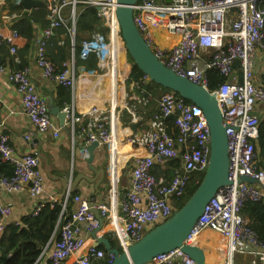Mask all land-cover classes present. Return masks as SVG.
<instances>
[{"label":"built area","instance_id":"built-area-1","mask_svg":"<svg viewBox=\"0 0 264 264\" xmlns=\"http://www.w3.org/2000/svg\"><path fill=\"white\" fill-rule=\"evenodd\" d=\"M47 7L48 26L35 37V62L45 79L52 80L75 93L77 84L76 58L82 61L94 55L101 72L109 73L117 89L128 99L123 108L132 116L133 123H140L143 113L152 102L154 94L148 88L153 81L144 74L129 83L130 92L119 88L123 71L117 65L119 51H125L117 19V0H41ZM8 0H0V9ZM22 0H15L21 5ZM263 0H139L135 6V24L158 59L177 75L205 87L216 96L227 126L229 150V180L231 184L220 188L208 202L186 240L195 244L205 230L219 233L227 240L228 260L233 264L235 254L258 257L264 263V240L243 213L248 202L264 203V170L259 166L255 141L259 136L260 118L264 109V87L257 80L263 72L264 59V7ZM95 7L107 32L94 31L79 44L75 52L76 16L79 5ZM22 6V5H21ZM70 14L68 15V11ZM18 13L0 12V73H7L22 98V108L34 127L41 133L58 137L60 130L50 113L48 103L30 76L28 67L11 69L1 64L2 49L8 47L17 59L18 31L13 27ZM70 26L67 27V23ZM5 25H12L13 28ZM154 26H164L178 40L170 48H163L155 41ZM67 27L71 36L70 58L61 70L47 53V43L57 29ZM8 29V32H4ZM121 45V47H120ZM83 70H86L82 67ZM217 72L225 79L219 86L209 88L210 73ZM90 73V72H89ZM93 73V72H92ZM129 72L125 71L126 80ZM119 87V88H118ZM148 127L141 133L121 136L118 127L122 111L117 105L112 109L98 104L86 112L78 111L75 102L65 104V125L71 131V141L85 145L98 142L110 149L111 162L115 165L117 142L145 152L135 155L131 169V185L123 193L117 188L119 180H111L108 202L95 203L99 216L113 221L114 235L122 250L139 241L150 229L169 219L175 202L187 195L192 183H198L210 163L211 132L201 108L189 103L172 90H163ZM25 139H29L25 135ZM178 161L170 177L157 176L155 166ZM0 164L10 166L11 173L0 172V188L9 193L28 190L36 199L30 216H38L45 206L40 197L45 179L37 153L15 154L10 136L0 128ZM241 177L256 179V183L242 182ZM70 196L62 201L63 211ZM78 207L67 215L58 239L53 243L47 262L64 264L72 255L79 254L71 264H95L97 260L114 259V254L97 246L85 251L83 225L92 232L99 221L91 211L88 200L74 197ZM56 199L49 202L54 205ZM143 204H146L144 206ZM119 212L124 217H120ZM13 214L12 205L0 200V236L5 232ZM121 219L124 221L121 227ZM18 224H22L17 221ZM81 223V224H80ZM23 225V224H22ZM52 244V245H53ZM49 248L46 247L44 252ZM44 252L36 262L39 263ZM147 264H196L181 249L160 254Z\"/></svg>","mask_w":264,"mask_h":264},{"label":"crops","instance_id":"crops-1","mask_svg":"<svg viewBox=\"0 0 264 264\" xmlns=\"http://www.w3.org/2000/svg\"><path fill=\"white\" fill-rule=\"evenodd\" d=\"M10 8L11 5L7 2L6 5L0 9V12L2 14L11 13ZM0 22H2L1 19ZM5 26L13 28L12 25ZM152 30L156 43L163 48L172 47L179 39L178 35H172L167 32L164 26H154ZM40 31L41 30H36L35 35L37 36ZM4 32H8V29H5ZM17 45V59H15V57L10 53L8 47L5 46V50L2 49L1 64L4 67L11 69H18L19 65L22 64L24 67H28L31 79L37 86L42 96L46 99L47 103L49 104V102L52 101L53 105L60 106L61 108L64 107V105L67 104L64 101V91L67 92L69 89L52 80L45 79L41 69L35 62L37 47L36 41H34L32 45H30L31 47L29 50L24 53H21V48L24 43L17 40ZM121 59L122 56H120V60ZM77 65H80L77 68L78 79L75 93H72L71 91V102L76 103L78 111L86 112L92 105L106 100L103 99V97L98 98L97 96H100V93H104L106 91L107 83H110V75L109 73L101 72L98 65L92 70H83L82 67L85 65L83 66V64L80 63ZM117 65L118 67L120 66L119 60L117 61ZM121 65H126V63H121ZM130 67L131 66L128 67L129 70ZM121 70L123 71L122 76H125V71L130 73L125 66L124 68H121ZM114 87L115 86H113L109 91L110 99L113 105L110 106V102L108 105L103 103V107L112 109V106L115 107L117 105V101L113 98L114 95L112 94V90L117 89V86L115 88ZM154 99L155 97L153 100ZM156 108L157 107H155V110ZM155 110H153L151 106L146 109L143 108L141 111V115L143 113L142 119L140 123L135 124L132 121L131 114L123 108V105L120 106L117 111H122L123 116L120 118V124L117 122L118 141L122 140L121 136H129L145 131L151 117L155 113ZM52 117L53 121L60 130L58 137H55L52 133H41L34 127L29 118L25 115L22 108V98L13 83L9 81L7 73H0L1 132L10 136L11 145L14 148L15 154H38L40 166L43 171V177L45 179L44 192L40 197L41 200L38 201H43L44 203H49L53 198L57 201H63L60 199V195L63 191V183L61 179H73L78 174L86 175L90 178L95 176L94 172L90 170L89 164L87 163V154L82 152L80 149V144L82 143L85 145L86 143L78 141V144H73L71 141V131L69 127L66 125V128L61 127L59 119L56 116ZM133 127H135V129L131 134H129V131H131ZM25 135H27L29 139H25ZM117 150L119 154L117 155L115 165L111 162L110 149L107 145L100 144V147L95 151L93 165L97 168H102L106 163L109 174V179L107 181H110L109 186L101 189L102 194L97 197L96 203H106L109 201L111 180L113 176H117L119 180L117 190L120 193H123L126 189H128L131 185V169L134 164L133 157L139 153L145 154V152L136 150L134 147L122 145L120 142H117ZM157 166H155L154 169ZM159 167L164 172L162 174H158V176L163 175L170 177L172 175V167L168 165ZM93 186L94 183H90L83 179L78 187L79 193H77V196L81 197V199L88 200V196L94 191ZM0 200L12 205L13 214L9 222L21 221L23 217L30 215L36 203V199L30 195L28 190L9 193L4 188H0ZM71 200L72 210L70 213L78 207V203H75L74 197H72ZM143 205L146 206V204ZM119 215L120 217H124L121 212H119ZM247 218L249 219V217ZM123 223L124 221L121 219V227H124V225H122ZM113 230V221L103 219V226L96 235L97 237H104L109 241H111L110 239H113L120 246V242L115 238ZM94 231L95 230L90 232L87 225H83L84 238L86 241L84 251L91 245L96 246V241L93 236ZM195 244L206 250L205 264H223L228 260L227 240L217 232L211 230L203 231L196 239ZM53 246L54 244L44 252L38 264L48 261L47 258ZM98 247L101 248L104 246ZM78 255L79 254L72 255L64 264H71V262ZM102 261L103 260H97L95 261V264H99ZM232 262L233 264H264L258 257L248 254H235Z\"/></svg>","mask_w":264,"mask_h":264},{"label":"water","instance_id":"water-1","mask_svg":"<svg viewBox=\"0 0 264 264\" xmlns=\"http://www.w3.org/2000/svg\"><path fill=\"white\" fill-rule=\"evenodd\" d=\"M138 2L139 0H117L116 15L128 55L133 63L144 74L148 75L153 82L165 89L174 91L185 100L202 109L211 132V155L208 169L197 189L182 207L175 209L169 219L150 229L139 241L122 252L113 248L108 239L96 235L103 226V218L99 216V211L95 208L96 199L102 194L101 189L110 185V181H107L109 174L106 163L102 168L93 165L95 151L100 147L98 142L89 145L80 144V149L87 154V163L95 176L90 178L78 174L73 179H61L63 191L60 199L64 200L69 195L77 192L83 179L94 183V191L88 196V202L91 211L94 212L100 223L99 227L93 232V236L97 247L104 246L108 252L114 254V259L110 264H147L154 257L178 248L189 255L196 264H205L206 250L196 244H186V240L198 219L203 215L208 202L220 188L231 184L229 180L227 126L224 124L223 115L214 94L210 93L205 87L177 75L154 54L135 24V6ZM166 2L170 3L171 0H166ZM21 5L25 10L32 11L44 6V2L41 0H22ZM48 106L51 115L56 116L61 127L66 128V114L62 111V108L53 105L52 101L49 102ZM134 129L135 127L129 131V134ZM74 143L78 144V141L76 140ZM136 155L144 154L139 153ZM241 181L251 184L257 182L256 179L249 177H241ZM58 225L59 223L57 228Z\"/></svg>","mask_w":264,"mask_h":264},{"label":"trees","instance_id":"trees-1","mask_svg":"<svg viewBox=\"0 0 264 264\" xmlns=\"http://www.w3.org/2000/svg\"><path fill=\"white\" fill-rule=\"evenodd\" d=\"M11 5L10 12L18 13L20 17L14 20L13 27L19 33V39L24 45L21 48V53L27 52L35 41L36 30H42L48 26L49 20L47 18L48 11L46 5L27 11L21 5H17L15 0H8ZM264 7V0L261 3ZM70 14V10L67 12ZM70 26V22L67 23V27ZM67 27L57 29L54 36L48 39L47 53L50 59L55 63L58 70L63 68L64 63L70 58L71 52V40L72 36ZM94 31L107 32V28L103 26L102 19L100 18L98 11L95 7L87 5H79L77 8L76 16V33H75V52L78 54V44L83 39L84 34L90 35ZM63 35V37H62ZM65 35V36H64ZM5 47V46H4ZM3 47V50H5ZM80 63L86 68V70H92L97 66V59L94 55H91L89 59L82 61L79 57L76 58V65ZM80 66V65H77ZM24 65H19L18 69L23 68ZM128 82L140 79L144 73L133 63L130 69ZM224 77L217 72L210 73L209 88L211 90L216 89L219 84L224 81ZM257 80L264 87V59H263V72L259 74ZM148 88L154 92L156 89L162 88L155 82L148 85ZM67 92L64 91V101L68 104L72 101L71 88ZM191 103L190 101H187ZM264 110V109H263ZM256 148L259 157V166L264 170V111L260 118L259 124V136L255 141ZM178 161H173L167 165L173 167ZM0 172L10 174L11 168L6 164H0ZM153 172L158 176L164 171L157 166L153 169ZM205 174V173H204ZM204 174L201 175L198 183H192L187 191V195L176 201L175 208H180L188 200V198L197 189L202 181ZM78 191L73 193L68 201L65 210L63 211L62 201H57L54 205L45 203L41 213L32 217L30 215L21 219V223L17 221L9 222L5 232L0 236V264H36L41 254L44 252L47 246L51 247L52 244L58 239L60 230L66 221L67 215L72 210V197L77 196ZM243 213L249 217L250 224L257 230L260 237L264 240V203L263 202H248L243 210ZM58 228H57V224ZM112 247L119 249L122 248L113 240L110 239ZM105 249L104 247H101ZM99 264H109V261L103 260Z\"/></svg>","mask_w":264,"mask_h":264},{"label":"rangeland","instance_id":"rangeland-1","mask_svg":"<svg viewBox=\"0 0 264 264\" xmlns=\"http://www.w3.org/2000/svg\"><path fill=\"white\" fill-rule=\"evenodd\" d=\"M90 35H88V34H84V36H83V39H86V38H88ZM82 39V40H83ZM81 40V41H82ZM125 44V43H124ZM125 48V51L123 52V51H121V56H122V62L121 63H123V64H125L126 63V65H121V63H120V66H119V69L121 70V68H124V66H125V68L127 69V70H129V66H131L130 67V69L132 68V64H133V61H132V59L129 57V55H128V52H127V50H126V47H124ZM130 71V70H129ZM131 72V71H130ZM121 74H123V73H121ZM130 74V73H129ZM118 77H120V76H118ZM125 76H122L121 75V81H120V83H119V86L121 87V88H119V89H121L122 91H123V89H124V87H125V89H126V92L128 93V92H130V86H129V82H128V77L126 78V80H124V82H123V78H124ZM107 89H106V91L104 92V93H100V96L101 97H103V99H106L105 101H107V102H105L104 100L103 101H101L100 103H98V104H102L103 105V103H105L106 105H108L109 104V102H110V106L111 105H113L112 104V102H111V99H110V94H109V91H110V89H111V83H107V87H106ZM164 91H162L161 89H156L154 92H153V94H154V97H155V99L151 102V104L149 105V106H151L152 107V109L153 110H155V107L157 106V99L159 98V96H160V94L161 93H163ZM112 94L115 96V99H116V101H117V110L120 108V106H122V105H124L125 103H126V101H128V99H125L124 98V95H123V93L121 92L120 93V90L119 91H115V90H112ZM148 106V107H149ZM155 112H156V110H155Z\"/></svg>","mask_w":264,"mask_h":264},{"label":"bare ground","instance_id":"bare-ground-1","mask_svg":"<svg viewBox=\"0 0 264 264\" xmlns=\"http://www.w3.org/2000/svg\"><path fill=\"white\" fill-rule=\"evenodd\" d=\"M120 47H121V45H120ZM120 56H121V50L119 51V53H118V60L120 61V63L122 62V60H120ZM117 60V61H118ZM110 78V83H111V88L113 87V86H117L116 85V81L115 80H113L112 79V77H109ZM120 79H121V76L119 77V81H120ZM114 87V88H115ZM114 90V89H113ZM93 96V95H92ZM98 98H100L101 96H97ZM113 98L115 99V96H113ZM116 100V99H115ZM99 105V104H98ZM100 106H103L102 104H100Z\"/></svg>","mask_w":264,"mask_h":264},{"label":"clouds","instance_id":"clouds-1","mask_svg":"<svg viewBox=\"0 0 264 264\" xmlns=\"http://www.w3.org/2000/svg\"><path fill=\"white\" fill-rule=\"evenodd\" d=\"M71 195H72V194H71ZM69 196H70V195H69ZM70 197H71V196H70ZM66 199H67V198H66ZM69 199H70V198H69ZM64 200H65V199H64ZM64 200H63V201H64Z\"/></svg>","mask_w":264,"mask_h":264}]
</instances>
